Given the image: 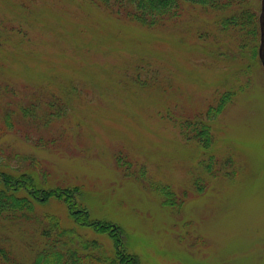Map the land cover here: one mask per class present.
<instances>
[{
    "label": "rangeland",
    "instance_id": "374dc122",
    "mask_svg": "<svg viewBox=\"0 0 264 264\" xmlns=\"http://www.w3.org/2000/svg\"><path fill=\"white\" fill-rule=\"evenodd\" d=\"M261 3L234 7L253 19L223 29L231 10L191 4L148 27L94 0H0V156L34 157L47 178L26 169L42 188L79 187L92 220L120 226L139 264H264ZM187 121L209 125L210 149ZM165 188L176 208L163 206ZM48 212L115 248L51 197L37 219L0 224L19 259L43 247ZM60 241L65 257L87 252Z\"/></svg>",
    "mask_w": 264,
    "mask_h": 264
},
{
    "label": "trees",
    "instance_id": "16d2710c",
    "mask_svg": "<svg viewBox=\"0 0 264 264\" xmlns=\"http://www.w3.org/2000/svg\"><path fill=\"white\" fill-rule=\"evenodd\" d=\"M94 1L118 15L125 16L148 27H154L167 20L178 18L187 4L219 12L231 10L233 14L225 15L223 18L220 17L218 19L217 23L223 29H234V27L245 28L251 22L250 20L253 19L247 10L234 13V7L242 6L245 0ZM35 110V105H32L29 109L24 108L23 112H25V116H31ZM187 122L189 123L190 121ZM199 123H189V130L192 131L194 128L195 130L191 134L187 127V132L193 139L196 137L201 138L204 144H206L205 148L210 149L212 145L210 127L207 124L201 123L202 128L199 129ZM3 135H5L4 128L0 129V136ZM117 160L119 162L125 161L122 153L117 155ZM27 165L36 166L42 172L41 176L47 178L48 172L43 170L37 160L30 155L17 154L14 159L7 155L5 157L0 156V224L3 222L20 223L22 220L37 219L34 213L35 206L43 201L47 202L53 197L66 204L69 217L75 225L81 228L92 229L98 233H108L113 240L115 248L111 252L104 250L102 245L97 243V241L84 239L75 227L65 226L58 215L48 212L42 215V222L38 225L40 235L44 238L45 243L42 248H38L37 254L28 261L19 259L13 253L11 246L8 245V238L1 235L0 264H139L137 257L127 252L124 232L120 226L114 225L109 221L92 220L86 206L79 198V187L42 188V186L37 184L33 171L31 172L29 169H26ZM41 180L43 179L41 178ZM161 191L165 194L162 202L163 206L171 209L176 208L178 204L174 197V192L169 188L162 189ZM63 234L70 236L75 244L78 242L82 250H87L86 254L83 256L77 255L78 249H70V251L68 249L67 251L70 256L65 257L60 252L62 246L59 245ZM92 249L98 250V254L95 256L88 254Z\"/></svg>",
    "mask_w": 264,
    "mask_h": 264
},
{
    "label": "water",
    "instance_id": "95a60500",
    "mask_svg": "<svg viewBox=\"0 0 264 264\" xmlns=\"http://www.w3.org/2000/svg\"><path fill=\"white\" fill-rule=\"evenodd\" d=\"M260 24L262 29V44L260 49V58L264 65V0H262V14L260 16Z\"/></svg>",
    "mask_w": 264,
    "mask_h": 264
},
{
    "label": "flooded vegetation",
    "instance_id": "af4514ba",
    "mask_svg": "<svg viewBox=\"0 0 264 264\" xmlns=\"http://www.w3.org/2000/svg\"><path fill=\"white\" fill-rule=\"evenodd\" d=\"M261 31H262V29H261Z\"/></svg>",
    "mask_w": 264,
    "mask_h": 264
}]
</instances>
